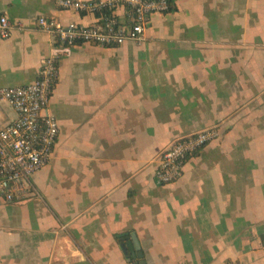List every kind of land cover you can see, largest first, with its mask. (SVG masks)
Returning <instances> with one entry per match:
<instances>
[{"label": "crops", "instance_id": "obj_1", "mask_svg": "<svg viewBox=\"0 0 264 264\" xmlns=\"http://www.w3.org/2000/svg\"><path fill=\"white\" fill-rule=\"evenodd\" d=\"M170 1L142 42L59 58L58 140L33 194L0 193V264H264V0ZM1 14L0 86L34 82L52 53L40 16L95 21L58 0H0ZM14 115L0 104L3 123ZM210 127L220 138L160 183V154Z\"/></svg>", "mask_w": 264, "mask_h": 264}, {"label": "built area", "instance_id": "obj_2", "mask_svg": "<svg viewBox=\"0 0 264 264\" xmlns=\"http://www.w3.org/2000/svg\"><path fill=\"white\" fill-rule=\"evenodd\" d=\"M63 8L90 13L91 24H64L42 15L38 28L55 41L52 53L44 58L36 80L15 86H0V104L14 112L3 123L0 117V193L8 202H20L33 194L31 177L50 160L60 127L50 112V101L58 79V61L63 53L80 43L116 47L127 40L142 42L155 14L171 9L170 0H58ZM7 15H0V40L12 35ZM210 127L174 140L159 156L155 178L163 184L180 179L191 157L220 138Z\"/></svg>", "mask_w": 264, "mask_h": 264}, {"label": "water", "instance_id": "obj_3", "mask_svg": "<svg viewBox=\"0 0 264 264\" xmlns=\"http://www.w3.org/2000/svg\"><path fill=\"white\" fill-rule=\"evenodd\" d=\"M131 242L124 243L123 249L127 256H132L134 259H138L143 256L141 253V248L139 240L136 235H131ZM138 264H145L144 262H139Z\"/></svg>", "mask_w": 264, "mask_h": 264}]
</instances>
